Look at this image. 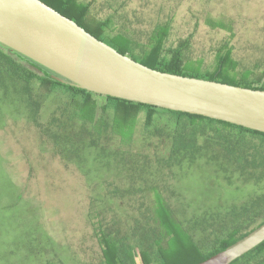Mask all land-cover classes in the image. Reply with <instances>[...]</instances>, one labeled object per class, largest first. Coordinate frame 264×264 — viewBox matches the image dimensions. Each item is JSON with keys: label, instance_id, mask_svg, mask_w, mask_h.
Masks as SVG:
<instances>
[{"label": "rangeland", "instance_id": "374dc122", "mask_svg": "<svg viewBox=\"0 0 264 264\" xmlns=\"http://www.w3.org/2000/svg\"><path fill=\"white\" fill-rule=\"evenodd\" d=\"M127 3L145 7L149 20L172 10L174 42L193 32L196 48L209 51L227 38L226 31L213 30L205 24L211 14L233 19V42L240 55L258 56L264 51V0ZM3 75L0 74V264H102L101 248L88 216L90 205L119 236H127L137 244L155 224V189L207 250L215 234L226 236L234 229L236 217L242 220L246 216V199L264 191L263 167H248L245 172L215 142H205L197 148L191 161H173L166 139L175 120L168 115L157 116L155 127L145 130L142 114L126 149L114 138L102 140L110 148L105 150L102 144L93 142L85 126L63 117L62 109L68 100L64 93L56 91L40 97L41 109L34 121L24 85ZM33 90L37 96V86ZM204 126L210 128L204 123L198 125ZM60 148L70 149V154L61 155ZM205 217L207 222L196 224ZM262 217H257L258 222Z\"/></svg>", "mask_w": 264, "mask_h": 264}, {"label": "trees", "instance_id": "16d2710c", "mask_svg": "<svg viewBox=\"0 0 264 264\" xmlns=\"http://www.w3.org/2000/svg\"><path fill=\"white\" fill-rule=\"evenodd\" d=\"M42 1L72 18L118 51L149 67L264 89V51L258 56L239 54L233 42L236 31L232 18L207 15L206 25L213 30L220 29L228 33L227 38L218 41L208 51L196 48L193 32L176 39L175 42L172 41L175 21L172 10L149 20L145 7L131 6L127 0ZM208 55H211L210 61ZM0 74H8L14 81L19 80L24 85V93L32 105L34 121L41 109L40 97L60 91L68 99L62 109L63 117L68 119V122L85 126L93 142L98 144H102L104 139L109 142L116 138L122 148L126 149L134 139L142 114L145 130L155 127L157 116L168 115L175 120L174 127L166 132L169 137L166 139V147L171 151L170 158L173 161H191L195 158L197 148L200 149L205 142H215L232 155L241 166L240 169L246 172L248 167L258 169L257 167L262 166L264 172V132L203 115L166 109L80 88L62 81V77L55 72L2 43ZM36 86L39 89L37 96L33 90ZM68 122L64 120L63 124L67 126ZM202 123L210 128H199L198 125ZM101 146L105 150L108 148L107 144ZM59 150L63 156L70 154V149ZM245 203L246 216H242V220L237 216L233 223L234 229L226 236L215 234L207 250L196 241L194 231L186 227V221L179 218L158 189H155L153 207L155 224L150 225L151 229L147 230L144 238L137 244H133L129 237H121L113 231L105 222V218L95 210L94 205H90L88 216L93 234L101 248L102 264H196L264 224V191L248 197ZM258 216H263L259 222ZM205 221H208V217L198 219L196 224L201 225ZM191 228L195 229L193 226ZM230 264H264V241Z\"/></svg>", "mask_w": 264, "mask_h": 264}, {"label": "water", "instance_id": "95a60500", "mask_svg": "<svg viewBox=\"0 0 264 264\" xmlns=\"http://www.w3.org/2000/svg\"><path fill=\"white\" fill-rule=\"evenodd\" d=\"M0 43L80 88L264 132V89L149 67L42 0H0ZM263 241L264 224L196 264H230Z\"/></svg>", "mask_w": 264, "mask_h": 264}]
</instances>
